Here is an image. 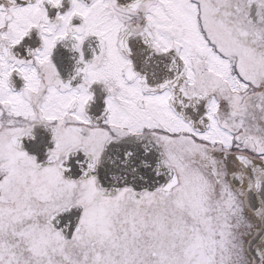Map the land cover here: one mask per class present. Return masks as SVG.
<instances>
[{"label": "snow or ice", "instance_id": "obj_1", "mask_svg": "<svg viewBox=\"0 0 264 264\" xmlns=\"http://www.w3.org/2000/svg\"><path fill=\"white\" fill-rule=\"evenodd\" d=\"M0 264H264V0H0Z\"/></svg>", "mask_w": 264, "mask_h": 264}]
</instances>
